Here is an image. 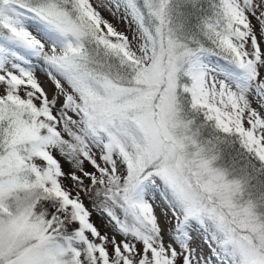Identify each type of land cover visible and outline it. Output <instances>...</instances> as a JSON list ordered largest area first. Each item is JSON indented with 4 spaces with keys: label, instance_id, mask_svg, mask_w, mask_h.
Returning a JSON list of instances; mask_svg holds the SVG:
<instances>
[{
    "label": "snow or ice",
    "instance_id": "snow-or-ice-1",
    "mask_svg": "<svg viewBox=\"0 0 264 264\" xmlns=\"http://www.w3.org/2000/svg\"><path fill=\"white\" fill-rule=\"evenodd\" d=\"M0 264H264V0H0Z\"/></svg>",
    "mask_w": 264,
    "mask_h": 264
},
{
    "label": "rangeland",
    "instance_id": "rangeland-1",
    "mask_svg": "<svg viewBox=\"0 0 264 264\" xmlns=\"http://www.w3.org/2000/svg\"><path fill=\"white\" fill-rule=\"evenodd\" d=\"M105 15H107V13H105ZM121 28H123L122 25H121ZM37 75H38L39 79L41 80V82L44 83L46 89H49V90H50V89L52 88V85H51V83L47 80L46 75H45L43 72H40V71L37 72ZM64 167H65V170H67V168H68L67 164H65ZM93 219H94V221L96 222L97 226L100 228V230H101L102 232H103V231H107V229L104 227V225H103V223H102V221L100 220L99 217H96V216L94 215ZM197 243H198V241H197Z\"/></svg>",
    "mask_w": 264,
    "mask_h": 264
}]
</instances>
